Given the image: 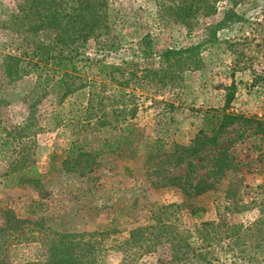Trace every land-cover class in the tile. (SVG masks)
I'll return each mask as SVG.
<instances>
[{"label": "trees", "instance_id": "obj_1", "mask_svg": "<svg viewBox=\"0 0 264 264\" xmlns=\"http://www.w3.org/2000/svg\"><path fill=\"white\" fill-rule=\"evenodd\" d=\"M150 1L155 2L157 15L165 24L190 28L214 15L221 0ZM109 3L23 0L8 17L0 16V31L12 35L13 42H17L15 49L1 59L3 78L9 84L31 81L32 89L40 90L39 99L29 101L27 115L17 124L2 119L8 101L0 96V163L6 168L0 174V186L11 181L16 187L38 188L43 175L36 165L35 137L41 131L37 107L44 98L51 107L46 120L58 115L56 126L70 132L67 145L58 154L50 155V170L55 168L54 159L60 157L61 170L84 176L104 155L122 153L124 148L136 145L134 92L156 94L161 89L180 86L185 71L204 66L202 52L218 43L217 33L241 21L239 15L228 11L220 21L206 24L202 42L181 48L157 50L146 34L141 38L140 62L123 60L115 64L106 61L114 48ZM154 58L162 60V67L149 65ZM224 90V106L204 112L190 144L162 154L160 145L154 148L155 144L146 143L142 153H131L132 157L146 153L150 164L158 160L161 169L156 166L151 172L150 177L157 179L153 185L173 187L182 195L180 204L167 205L166 209L182 210L199 222L191 228H179L169 218H157L152 224L133 227L125 237L113 236L115 230H104L89 234L86 240V234L57 231L47 224L48 219L32 221L0 201V264H104L111 251L122 255L118 264H264V213L249 226L229 224L220 218L202 221L208 211L201 203L202 197L215 191L236 165L227 150L210 158L204 153L217 148L231 126L251 121L225 113L235 96V81ZM74 98L82 102L78 113L61 117L57 108L62 109ZM197 161L206 164L200 166ZM165 167L182 168L186 175H173ZM40 206V202L31 203L28 214L35 215ZM233 206L234 211L245 207L240 199ZM31 243L39 244L43 259L25 263L10 260L12 249ZM158 246L168 247V258L155 257ZM145 257L148 259L143 261Z\"/></svg>", "mask_w": 264, "mask_h": 264}, {"label": "rangeland", "instance_id": "obj_2", "mask_svg": "<svg viewBox=\"0 0 264 264\" xmlns=\"http://www.w3.org/2000/svg\"><path fill=\"white\" fill-rule=\"evenodd\" d=\"M22 1L0 0V16L8 17ZM109 1L114 48L106 57L108 63L140 62L141 38L146 34L157 50L181 48L202 42L206 24L220 21L228 11L239 15L241 21L217 33L218 43L202 52L204 66L185 71L180 86L167 87L156 94L134 92L137 114L132 121L138 127L136 145L124 148L122 153L104 155L94 163L93 171L84 176L61 170L60 157L54 159L55 168L50 170V155L58 154L67 145L70 132L56 126L58 115L46 120L51 107L48 98H44L37 107L41 131L35 137V160L43 177L37 189L5 182L0 186L1 204L32 221L44 217L57 231L86 234V240L89 234L104 230H115L113 236L125 237L133 227L152 224L157 218H169L174 227L191 228L199 220L184 215L182 210L166 209L167 205L182 202L179 191L153 185L157 179L150 176L159 161L150 164L146 153L138 157H132L131 153L136 150L142 153L146 143L155 144L154 148L160 145L162 154L190 144L200 129L204 112L220 110L224 106L225 87L235 81V96L225 113L251 121L231 126L220 138L219 146L204 153L210 158L227 150L236 165L215 191L202 197L201 203L208 209L202 221L220 218L229 224L249 226L264 213V0H221L214 15L190 28L165 24L157 15L154 1ZM13 39L0 31V62L15 49L17 42ZM149 65L160 68L163 63L154 58ZM1 69L0 96L8 101L2 119L17 124L27 115L29 101L39 99L40 90L32 89L31 81L9 84ZM75 99L66 102L62 109L57 108L61 117L78 113L82 102ZM196 163L201 166L206 161ZM165 168L173 175H186L182 168ZM5 169V164L0 163V174ZM200 173L204 175L203 170ZM239 199L245 207L234 211L233 204ZM36 201L41 203L40 210L31 216L29 205ZM157 255L168 258V247L158 246ZM9 257L25 263L43 259L44 252L37 243L23 244L12 249ZM121 258L120 253L111 251L104 264H118Z\"/></svg>", "mask_w": 264, "mask_h": 264}]
</instances>
